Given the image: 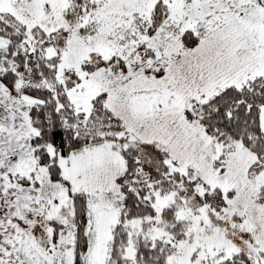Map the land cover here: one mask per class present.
<instances>
[{
	"label": "snow or ice",
	"instance_id": "1",
	"mask_svg": "<svg viewBox=\"0 0 264 264\" xmlns=\"http://www.w3.org/2000/svg\"><path fill=\"white\" fill-rule=\"evenodd\" d=\"M0 264H264V0H0Z\"/></svg>",
	"mask_w": 264,
	"mask_h": 264
}]
</instances>
